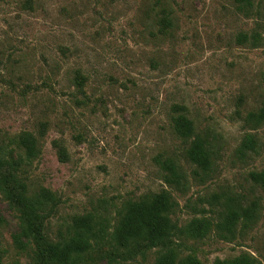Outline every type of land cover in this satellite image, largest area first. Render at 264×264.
Returning a JSON list of instances; mask_svg holds the SVG:
<instances>
[{
  "label": "rangeland",
  "instance_id": "1",
  "mask_svg": "<svg viewBox=\"0 0 264 264\" xmlns=\"http://www.w3.org/2000/svg\"><path fill=\"white\" fill-rule=\"evenodd\" d=\"M263 106L264 0H0V150L15 160L22 135L38 139L23 176L31 194H56L50 239L87 214L106 221L81 264H156L155 249L129 251L111 234L129 202L162 190L180 229L213 224L203 239L177 236L183 257L250 253L264 264V186L251 176L264 171ZM180 114L208 140L210 171L189 160L194 138L176 133ZM248 136L256 152L242 150ZM230 204L254 215L227 239L218 225ZM19 232L0 191V264H35Z\"/></svg>",
  "mask_w": 264,
  "mask_h": 264
},
{
  "label": "trees",
  "instance_id": "2",
  "mask_svg": "<svg viewBox=\"0 0 264 264\" xmlns=\"http://www.w3.org/2000/svg\"><path fill=\"white\" fill-rule=\"evenodd\" d=\"M255 117L258 124L264 123V106ZM173 122L180 137L194 138L187 150L189 160L197 168L210 171L214 152L208 140L196 134L194 122L186 115L175 116ZM257 145L256 139L248 136L243 142L242 150L256 152ZM19 147L24 149L25 155L20 152L15 160L12 157L7 158V154L0 150V191L19 212L18 240L25 246L34 245L35 264L83 263L86 255L106 239V221L87 214L75 218L64 236L57 240L50 239L44 232V227L49 215L58 205L56 194L49 189L31 194L23 176L24 164L36 158L38 154V139L32 133H25L19 140ZM165 165L171 172L172 180L179 182L182 174L176 164L167 162ZM251 176L256 183L264 186V171L253 172ZM177 207V201L168 190L131 201L113 228L111 237L117 245L129 251L145 253L155 249L156 264H202L195 256L183 257L180 244L175 239L179 234L188 239H203L212 230V221L206 217L193 218L184 229H180L172 217ZM253 215L254 210L251 208L234 207L230 204L224 220L218 225L220 235L223 238L233 235L238 222L244 219L249 223ZM215 264L260 262L252 254L242 253L233 258L217 259Z\"/></svg>",
  "mask_w": 264,
  "mask_h": 264
}]
</instances>
